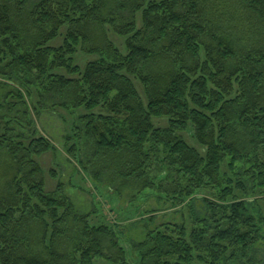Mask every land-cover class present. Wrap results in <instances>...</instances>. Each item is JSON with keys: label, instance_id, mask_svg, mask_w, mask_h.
I'll return each instance as SVG.
<instances>
[{"label": "trees", "instance_id": "16d2710c", "mask_svg": "<svg viewBox=\"0 0 264 264\" xmlns=\"http://www.w3.org/2000/svg\"><path fill=\"white\" fill-rule=\"evenodd\" d=\"M6 88L7 112L27 127L45 104L71 116L65 150L87 148L78 164L96 185L131 204L154 192L191 224L147 228L128 258L119 235L145 219L92 224L56 170L45 189L38 160L52 143L0 116V151L15 166L0 195V264H260L264 0H0Z\"/></svg>", "mask_w": 264, "mask_h": 264}, {"label": "rangeland", "instance_id": "374dc122", "mask_svg": "<svg viewBox=\"0 0 264 264\" xmlns=\"http://www.w3.org/2000/svg\"><path fill=\"white\" fill-rule=\"evenodd\" d=\"M116 40V38H114ZM119 42V40H118ZM57 42H52L55 45ZM120 43V42H119ZM93 59V57L79 54L77 61L79 64H83L87 60ZM10 88L0 90V116H3L2 124L7 123L8 127L13 129V133H22L26 136H30L34 131L43 134L54 146V151H48L40 157L38 163L40 164L42 171L44 172V178L46 182L45 189L51 192L55 188V177H51L49 171L54 169L59 175V181L62 183L63 194L68 197L74 204L75 208L79 212H91L92 216L90 222L92 224H98L103 222L110 224L111 222H126L127 220H135L143 217L145 219L144 226H139L135 229L130 226L125 228L124 233L119 235V243L126 250L128 258L137 259V253L133 251L130 242L145 233L147 228L153 229L162 223H186L188 226L191 224V215L189 211L184 207L174 206L172 202L165 198H159L156 193L151 192L147 195H142L134 203L126 197H118L115 193H110L105 187L96 185L91 179L82 171L78 164V160L86 157L88 151L87 148L82 147L75 157L67 154L65 150L66 136L69 134V123L71 122V116L64 110L50 107L49 104H45L44 108L38 114L32 110L30 119L33 121V125L27 127L25 119H20V116L12 110L7 112L5 107V93ZM32 102H36V92L33 91ZM30 102V107L33 108V104ZM18 119H16V118ZM10 119V121L8 120ZM20 120L22 125L16 121ZM164 122H160L163 125ZM4 125H2L3 127ZM2 130L0 131V133ZM11 134V133H10ZM187 141L194 147L198 148L196 142L191 138V132L186 134ZM79 154V155H78ZM15 175V166L10 160L9 155L5 151H0V195H5L11 185V179ZM203 196L210 198L205 193ZM195 212L201 211V205L199 201L195 202ZM139 212L142 215L139 216ZM149 217L153 218V221L148 220ZM141 225V224H140ZM133 226V225H132ZM106 250L107 255L115 253V249L107 242ZM256 260L260 264H264V242L259 247L256 253ZM96 264H108L105 260L97 259Z\"/></svg>", "mask_w": 264, "mask_h": 264}]
</instances>
